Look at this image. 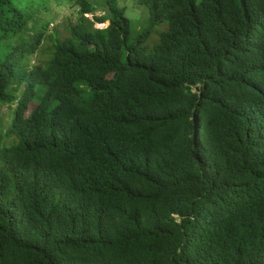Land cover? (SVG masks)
Instances as JSON below:
<instances>
[{
	"label": "trees",
	"instance_id": "trees-1",
	"mask_svg": "<svg viewBox=\"0 0 264 264\" xmlns=\"http://www.w3.org/2000/svg\"><path fill=\"white\" fill-rule=\"evenodd\" d=\"M77 2L0 0V264H264V0Z\"/></svg>",
	"mask_w": 264,
	"mask_h": 264
},
{
	"label": "rangeland",
	"instance_id": "rangeland-1",
	"mask_svg": "<svg viewBox=\"0 0 264 264\" xmlns=\"http://www.w3.org/2000/svg\"><path fill=\"white\" fill-rule=\"evenodd\" d=\"M38 10L37 15H41L49 21L48 29L49 33H62L63 35L68 32V25L75 22L78 18V13L80 6L77 0H35ZM97 6L98 11L95 13H88L87 16L93 18V15H104L105 11L99 5L98 0H91ZM119 5L126 8V15L131 19L133 29L136 31L145 27L150 20L149 10L140 4L139 0H119ZM109 24V20L105 23H96V26H106ZM165 25L160 24L156 27V31L164 29ZM158 40V35L153 32L149 38L148 45L151 46L154 41ZM40 49H38V52ZM34 54L32 65L37 64L39 61L35 58ZM36 104L32 102L29 106V110L33 109ZM16 103L12 106H1L0 112V132L5 133L11 123L12 112ZM5 142L10 144L12 142L11 138H6Z\"/></svg>",
	"mask_w": 264,
	"mask_h": 264
},
{
	"label": "clouds",
	"instance_id": "clouds-1",
	"mask_svg": "<svg viewBox=\"0 0 264 264\" xmlns=\"http://www.w3.org/2000/svg\"><path fill=\"white\" fill-rule=\"evenodd\" d=\"M87 15V14H86ZM46 20V19H45ZM47 21V20H46ZM48 23H49V21H48ZM103 23H105V22H103ZM109 23H110V21H109ZM109 25V24H108ZM107 26V25H106ZM99 27H105V26H99ZM14 105V104H13Z\"/></svg>",
	"mask_w": 264,
	"mask_h": 264
}]
</instances>
